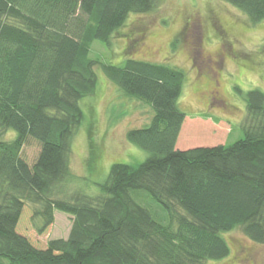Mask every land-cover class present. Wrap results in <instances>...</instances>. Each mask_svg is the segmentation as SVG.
I'll return each instance as SVG.
<instances>
[{"label": "trees", "instance_id": "1", "mask_svg": "<svg viewBox=\"0 0 264 264\" xmlns=\"http://www.w3.org/2000/svg\"><path fill=\"white\" fill-rule=\"evenodd\" d=\"M158 1L0 0V264H203L229 253L223 233L234 228L264 243V92L244 93L243 137L178 149L183 70L90 56ZM225 1L264 19V0ZM97 67L151 116L125 133L145 159L112 163L90 194L71 187L69 158ZM28 139L39 145L32 163L21 155ZM55 210L71 215L66 238L45 234Z\"/></svg>", "mask_w": 264, "mask_h": 264}, {"label": "rangeland", "instance_id": "2", "mask_svg": "<svg viewBox=\"0 0 264 264\" xmlns=\"http://www.w3.org/2000/svg\"><path fill=\"white\" fill-rule=\"evenodd\" d=\"M263 43L264 19L251 23L225 0H159L149 12L130 13L109 47L94 41L90 56L115 65L134 57L180 67L185 79L178 105L186 116L175 147L187 149L243 137L244 93L253 88L264 92ZM95 72L93 94L79 101L84 118L72 137L69 158L76 176L71 187L90 194L98 193V183L112 163L135 165L145 159L147 152L130 143L125 133L146 124L151 116L148 105L125 96L99 67ZM12 135L8 131L3 137ZM38 151V143L28 139L21 155L32 163ZM70 226L71 215L55 210L45 234L48 239L66 238ZM223 237L229 253L203 264H264V243L249 239L239 228Z\"/></svg>", "mask_w": 264, "mask_h": 264}, {"label": "flooded vegetation", "instance_id": "3", "mask_svg": "<svg viewBox=\"0 0 264 264\" xmlns=\"http://www.w3.org/2000/svg\"><path fill=\"white\" fill-rule=\"evenodd\" d=\"M220 26L222 27L221 30L223 29V31H224L225 28L222 25H220Z\"/></svg>", "mask_w": 264, "mask_h": 264}]
</instances>
